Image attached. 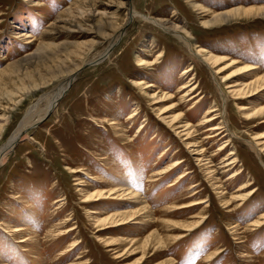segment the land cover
I'll return each mask as SVG.
<instances>
[{
    "label": "rangeland",
    "instance_id": "rangeland-1",
    "mask_svg": "<svg viewBox=\"0 0 264 264\" xmlns=\"http://www.w3.org/2000/svg\"><path fill=\"white\" fill-rule=\"evenodd\" d=\"M260 7L264 0H0V150L34 107V121L42 118L0 162V264H136L142 241L155 232L167 234L164 222L183 223L203 211L198 228L168 231L173 238L185 235L164 251H151L147 264L165 258L174 264H264V225L252 227L264 216V116L246 119L241 111L242 105L264 107V95L224 99L222 92L230 89L223 77L236 67L215 81L181 39L157 24L185 26L192 46L226 59L222 65L236 61L237 67L264 72V16L205 25L214 14ZM190 65L194 71L184 76ZM73 74L44 119L49 97ZM140 80L154 87L144 93L134 85ZM187 82L197 85L199 103L179 100ZM179 88L178 97L159 102L162 91L176 95ZM214 105L221 117L214 124L224 120L229 130L214 142L206 140L208 127L194 135L205 147L200 164L186 137L159 119V110L168 107L169 118L182 112L197 126ZM133 111L137 116L130 119ZM249 143H258L260 157ZM231 152L237 165L223 169ZM177 159L186 161L157 176ZM207 167L219 180L209 177ZM245 184L250 187L243 194L255 192L227 210L224 203ZM111 185L135 191L151 209V220L114 228L98 224L141 209L126 199L85 203L83 197ZM199 199L208 203L174 210V204ZM15 228L26 230L13 234Z\"/></svg>",
    "mask_w": 264,
    "mask_h": 264
},
{
    "label": "bare ground",
    "instance_id": "bare-ground-1",
    "mask_svg": "<svg viewBox=\"0 0 264 264\" xmlns=\"http://www.w3.org/2000/svg\"><path fill=\"white\" fill-rule=\"evenodd\" d=\"M132 15L135 16V15H137V13L132 12ZM261 16H264V7L248 8V9L237 8L234 10L227 11L225 13L214 14L212 16L211 20L207 21L205 23V25L215 26V25L226 24L231 20H236V19H241V18L261 17ZM157 24L161 28H163L165 31H168V32L172 33L173 35H175V37L177 36L179 39H181L186 44V46L189 48L191 53H193L194 58L209 68V70L211 71L212 76H213L215 81H219V77H221L224 73H226V71L228 69H230L233 66L236 67L234 72L227 74L226 76L223 77L222 82L223 83L226 82V86L228 87L227 89H230L229 92H226V93L222 92L224 99H227L228 94L236 96L237 101H244L245 99H249V98H252V97H255L258 95L260 97L261 96L263 97V95H264V72L261 71L260 68L254 66V65H243L242 67H237L236 61L228 62L227 64L222 65L224 63V61H226V59H224L218 55H215L211 52H207L202 47L192 46V44L189 40V38L191 37V33L188 31V29H186L185 26H182L173 20H161ZM29 37H30L29 35H26V39ZM117 38L118 37H115L114 39H117ZM116 43H117V40L114 41L113 45L115 46ZM100 59L102 60L103 56H101ZM138 62H140L141 65L144 64L141 57H139ZM154 63L155 62H152V64H149V65L152 66ZM144 65H146V64H144ZM193 71H194V67L190 65L189 68L186 70V72L183 73V75L184 76L189 75ZM74 74L72 75V77H69L68 79L63 81L62 84L59 85V87L49 97L48 106L44 111L45 116L54 110L58 101L61 99L63 94L67 91V89L70 87L71 83L73 82V80L75 78ZM234 78L235 79L238 78V79L235 80V82L229 83V81H231ZM243 80H246L247 82H244ZM189 83L190 82H187L184 86L182 85L183 89H189V90L187 93H185V95L182 94L183 96H181L179 98V100L181 102H184L186 100V98L192 97V98H196V101H197L196 104H197L200 102L199 101L200 96L199 97L196 96V93H195L197 90V85H194V84L188 85ZM134 85L137 88H139L141 91H143L144 93L146 92L145 91L146 89L154 87V85L148 84L143 80L135 82ZM162 92L163 93H162L161 97L157 95L158 99L160 100L159 102H165V101L173 100L174 97L179 96V93L181 91L179 88L176 95H173V94L170 95L169 93H165V91H162ZM148 95H149V93H148ZM155 95L156 94L154 93V96ZM262 100H263V98H261V100H259V101H262ZM242 107L243 108L241 109V111H244L243 114L245 115L246 119H251L252 117H258V116H261V117L264 116V107L254 108V109H250L244 105H242ZM174 108L176 109V106L172 107L171 109H174ZM159 111H160V116H159L160 118L159 119H161L163 121V123L166 124V126L168 127V129L172 133H174L178 137H186L187 142H186V144L185 143L184 144L189 148V150L193 149L192 150L193 153H195L196 155L199 156V158L201 159V160L200 159L198 160L200 164H202L205 161V157H206L205 150H204L205 147H204V145L198 146L200 144H198L199 142L197 141V139H193V137H195L194 135L197 132H199V130H201L202 128L208 127L207 133H208L209 137H207L206 140H208V141L211 140V142H214V140L217 137H219L223 133H226L229 130L228 125L226 124V122L224 120L220 121L217 124H214L215 122H217L218 120L221 119V117L219 115L217 116L215 114L216 112L219 111L216 108V105L211 106L207 110V112L205 113V116L203 118H201V120L197 126L190 124L189 120H187V118L185 117V114L182 112H179L178 114L176 113L177 115L173 114L174 116H171L169 118V117H166L168 107L160 108ZM133 113L134 114H133V116H130V119L137 116L136 112L133 111ZM35 115L36 114H35V107H34L29 112V115L21 123L18 130L13 134L9 143L0 150V162L4 157H6V155L8 153H10V151L13 149V147L17 143L18 139L21 136H23V134H25L29 129L34 127L42 119V118H39V120L34 121ZM110 125L113 128H120V123L116 122V121L111 122ZM2 129L3 128L0 127V133L2 132ZM261 139H264V134H262ZM208 143L209 142H207V144ZM249 145L252 148V150L260 157L261 154L263 153V151L261 149H259L258 143H256V144L249 143ZM225 147L226 146H224V148ZM224 148L222 147V148H220V150L224 149ZM185 161L186 160H184V159H177V160L171 162V164L166 169L159 171V174L157 173V176L159 175L161 177H164L167 174H171V172L178 165H180L181 163H184ZM208 163H212V162H208ZM223 163H224L223 169L228 168L231 170L232 168H234L237 165L236 153L231 152L230 154H228L224 158ZM205 165H208V164H203V166H205ZM212 169H213L212 167L211 168L207 167L206 171H208L207 173L210 175L209 177L214 181V180H217L218 178L215 177L216 170H212ZM75 173H77V172H75ZM239 174H240V172L235 173V175L232 174L231 177L229 178V180L234 178V177L236 178ZM184 177H185V174H181L180 177L175 181V183L179 182V180H181ZM247 187H250V184L243 185V187L239 188L238 192L235 195H233L232 198L229 199L228 203H224L227 210L232 209V207L235 205V203L237 204V201L243 202L244 200H246V198H248L250 195H252L255 192L254 190H251L247 194H243L241 191H245V189ZM83 199H85V203H90L92 201L93 202L98 201L99 199H112V200L126 199V200L133 201L134 204H137L138 206L141 207L140 210L135 211V212H131V213L124 212L121 214H113L111 216H108L104 220H98V224H100L103 227H106L109 225H110V227H113V228L114 227H121L122 225H125L127 223H131L132 221H136V220H144V219L151 220V217L154 216L151 209L145 205V202L143 201V199H141L140 196L135 191L131 190V188L128 186L126 188L125 186L111 185V187L109 188L108 191H97V192L91 193L89 195H86L85 197H83ZM188 199H190V198H188ZM205 203H208V201L203 202L199 199V200H191L190 202L177 203V204H174L173 207H175V209H174L175 211H185L187 209H190V208H193V207H196L198 205L205 204ZM203 212L202 213L200 212V214L193 217V219L191 218L192 220L186 221L183 223L177 224V223H173V222H169V221L164 222L163 232H167V234L155 232V233H152L144 242L142 241V244L139 245L137 248V250H139L140 253H142V256L137 260L136 264H147V263H149V259H146V258L151 251L152 252H155V251L157 252L160 250L164 251L173 241H175L176 239H179L180 237L182 238L187 232H190V231L198 228L200 226V224L203 222V218H202L204 215ZM139 217H142V219H140ZM158 221H160V220H158ZM154 222H157V221H154ZM171 225L173 227H171ZM176 225H178V226L175 227ZM262 225H264V216L259 218V220L255 221L252 224V227H259ZM8 228H9V226H8ZM234 229L235 228H233V230ZM24 230H26V229L25 228H15L12 232H13V234H15V233H21V231L23 232ZM168 231H170V232H172V231H176V232L177 231H183L185 234L182 233V234L176 236V238L175 237L173 238L170 234H168V233H170ZM53 233L54 232L52 230V232L49 233L46 236V238L50 237V235ZM59 235L61 237V236H64L65 233L64 232L59 233ZM235 235H237V234H235ZM30 240L31 241L34 240L33 236L32 237H24V238H22V240L20 242L27 243ZM75 245L76 244L71 245L72 248ZM109 245L110 244H108L107 246L111 247ZM67 250L69 251V247L67 248ZM61 253H63V252H61ZM159 264H174V262L171 259L165 258V259H163V262H160Z\"/></svg>",
    "mask_w": 264,
    "mask_h": 264
},
{
    "label": "water",
    "instance_id": "water-1",
    "mask_svg": "<svg viewBox=\"0 0 264 264\" xmlns=\"http://www.w3.org/2000/svg\"><path fill=\"white\" fill-rule=\"evenodd\" d=\"M48 115H49V114H48ZM48 115H47V116H48ZM47 116H45V118H44V119H46V117H47ZM44 119H43V120H44ZM43 120H42V121H43ZM42 121H41V122H42ZM38 124H40V122H39Z\"/></svg>",
    "mask_w": 264,
    "mask_h": 264
}]
</instances>
